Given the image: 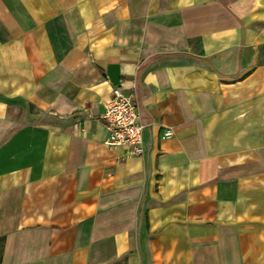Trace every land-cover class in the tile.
<instances>
[{
  "label": "crops",
  "instance_id": "1",
  "mask_svg": "<svg viewBox=\"0 0 264 264\" xmlns=\"http://www.w3.org/2000/svg\"><path fill=\"white\" fill-rule=\"evenodd\" d=\"M0 264H264V0H0Z\"/></svg>",
  "mask_w": 264,
  "mask_h": 264
},
{
  "label": "built area",
  "instance_id": "2",
  "mask_svg": "<svg viewBox=\"0 0 264 264\" xmlns=\"http://www.w3.org/2000/svg\"><path fill=\"white\" fill-rule=\"evenodd\" d=\"M126 81L121 80L113 87L111 96L106 102L100 119L104 122L103 143L111 149L129 148L137 157H143L144 129L147 124L141 119L140 105L136 94L125 95L123 87ZM164 138L172 136L171 130L165 131Z\"/></svg>",
  "mask_w": 264,
  "mask_h": 264
}]
</instances>
